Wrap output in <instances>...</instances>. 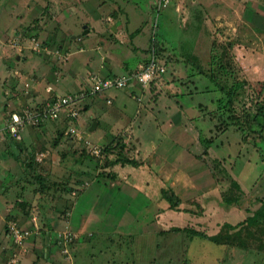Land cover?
I'll list each match as a JSON object with an SVG mask.
<instances>
[{"label": "rangeland", "instance_id": "1", "mask_svg": "<svg viewBox=\"0 0 264 264\" xmlns=\"http://www.w3.org/2000/svg\"><path fill=\"white\" fill-rule=\"evenodd\" d=\"M135 1L140 6L142 4L143 8V5L147 4V0ZM45 3L50 4L46 15L54 20L55 0H45ZM22 9L21 6L19 13L23 12ZM43 14L45 12L39 11L38 18ZM145 16L147 22L149 15H146V12ZM15 20V26L19 20L24 21L23 24L27 21L18 18ZM163 22V17H159L157 33L159 30V37L169 40ZM13 28L14 26H11L7 33L8 41L0 46V75L5 72L1 65L6 54L4 51L12 54L16 48L19 50L18 47L23 50L28 45L26 43L35 38L29 33L23 36L25 39L20 38L15 42ZM241 31L242 26L238 27V32ZM245 33L246 29L243 31L244 37ZM229 36L234 37V43L228 39L210 43L207 38H200L197 48L191 50L187 46L184 47L183 51H187L182 56V63L177 65V69H170L169 75H164L169 82L166 83L165 79L162 83L160 78H157L146 86L150 88L155 82L151 89H148L154 92L144 99L140 117L134 122L133 128L125 129L126 133L122 131V124L115 123L121 116L120 111L115 112L118 101L115 100L113 104L106 102V97L119 95L125 89L109 90L105 94L86 97L85 103L88 102L90 108L79 113V120L87 122L88 126L82 130L84 133L81 132L83 138L75 140L78 142L76 153L82 162L80 163L84 164H79L80 168L86 165L90 169L89 177L80 176L83 184L79 187L84 190L88 188L94 193L91 199L94 198L93 202H97L93 212L92 209L90 211L92 216H86L87 219L92 218L91 229L83 231V223L79 230L75 228L78 232L70 231L68 226H64L66 229L61 227V218L70 215H56L55 208L63 205V201L60 202L55 194H61L64 190L56 192L50 189L43 196L38 194L37 202L33 205L25 199L23 203L28 206L16 209L21 212L26 210L28 214H11V172L9 176L4 172L5 189L1 188L8 201H0V263L11 264V260L17 261L18 258L20 263H24L25 259L29 261L31 253H34L35 264H85L76 258L79 244L98 238L99 231L104 229L110 233L103 241L114 243L115 250L112 252L115 254V260L111 264H264V243L259 241L264 237H260V234L246 236L243 243L235 241L237 244L234 245L218 244L226 240L224 233L218 237L220 239L217 242L192 234L193 230L205 232L207 235L217 234L223 224L235 225L251 215L260 206L259 201H264V126L262 129L251 126L255 103L264 105V37L246 39L247 36L241 38L237 34ZM35 39L39 40L37 37ZM192 51L195 54L186 55ZM167 53L168 49L162 45L159 58L169 63L171 61ZM22 55L28 58V70L41 74L42 57L30 49H26ZM223 55H227L231 62L229 69L234 76L231 82L235 80L241 83L239 93L232 99L229 108L230 115L236 118L230 120L227 127L223 125L225 116L219 115L214 102L215 99L225 96L205 73H202L203 66H207L213 56L222 59ZM7 74L11 75L10 72ZM213 74L217 72L213 71ZM173 76L175 80L172 79ZM83 78L86 76L83 75ZM219 83H223L221 78ZM90 85L91 82L88 81L87 88ZM135 86L133 84L126 89ZM67 92L63 90L59 94L64 95ZM104 113L111 115L110 119L105 118L104 121ZM125 113L133 117L134 109ZM3 115L5 116V111L2 120ZM126 118L123 117V122H127ZM153 121L155 124H151ZM46 122L47 127L49 120ZM93 123L98 126L96 125L94 131H90L89 127ZM154 127L158 133H155L157 137L154 135L155 143L152 148L155 152L152 155L155 164L150 176L154 179L151 180L149 176L146 178L148 173L145 172L143 180L138 178L134 171L137 166L143 164L142 159L145 157H135L136 145L133 138L142 134L145 138L152 139L151 132H154ZM84 135H87L88 140ZM49 142L46 141V145ZM0 143L7 146L10 144L3 121H0ZM92 145L101 148V157L88 153L87 149ZM54 153L51 154L55 159L54 167L41 171L50 177V181H58L55 174L64 176L62 173L69 174L72 169V164L67 162L61 173L59 166H56L59 157L56 155V158ZM127 160L135 162L123 164V161ZM135 163L138 165L135 166ZM21 167L23 169L17 167V172L15 171L18 181L21 178L25 184H36L38 188V183H34L33 177L24 174L26 166ZM119 182L122 185L125 183L126 186L120 188ZM62 187L63 185H57V188ZM162 188L171 190L180 198L177 209L169 208L161 196ZM67 190L70 191L68 188ZM229 190L232 192H228ZM123 191L129 194H124ZM33 194V188L29 189L30 199ZM47 195L50 197H46ZM225 196H239V199L231 205H226L223 201ZM77 200L78 206H87V203L83 202L85 196H77ZM38 211L43 214L36 215ZM130 215H137V219L132 221ZM58 219L60 222L54 227L53 224ZM134 223L137 225H133ZM11 225L28 232L22 242L12 240L8 231ZM117 227L118 234L113 235L116 233L113 229ZM176 228L182 230L173 231ZM94 229L98 235H88L89 232L93 233ZM83 233L86 235L80 236ZM32 248L33 252L30 251ZM28 253L29 256H25Z\"/></svg>", "mask_w": 264, "mask_h": 264}, {"label": "crops", "instance_id": "2", "mask_svg": "<svg viewBox=\"0 0 264 264\" xmlns=\"http://www.w3.org/2000/svg\"><path fill=\"white\" fill-rule=\"evenodd\" d=\"M55 4L56 14L53 20L46 15L50 9L48 8L50 4L45 3V0H0V46L8 41L7 33L11 30V26H14V41L20 40V38L25 39L23 36L29 33L31 36L39 38L38 41L42 47L34 50V53L42 57L43 63L41 74L28 70V58L22 54L26 49L33 50L31 42H27L28 45L23 50L20 48L17 50L14 47L16 51L10 48L15 50V53L12 54L4 51L6 54L1 65L5 72L2 69L3 72L0 75V121L4 122L5 134L8 135L10 143L14 140L17 146L15 147L18 149L17 154H13V150L11 151L7 144L0 143V191L2 190L1 187L5 189L3 186L4 172H7V176L11 172V185L9 184V187L11 186V210L9 211L13 215H25L24 212L16 209V207H21L18 206V203L24 202L26 199L32 205L35 204L39 192L36 184H25L21 178L18 181L17 167L23 169L21 166H24L27 160L29 161L28 155L30 154L34 155L35 160L40 162L39 172L46 171V169L48 171L55 165V159L51 155L55 152V156L59 157L56 156V166H59L58 169L61 173L67 162L72 164L69 174L62 173L64 176L59 173L55 174L58 176V182H60L58 186L63 185L65 186L63 188H66L63 193L55 194L60 202L63 201V205L55 208L56 215H72V217L61 218L63 225L61 227L68 226L70 229H67L74 232L79 230L83 223V227H85L83 231H86L93 227L92 218L87 219L86 216L92 214L97 202H93L94 198L91 199V195L94 193H91L88 188L84 190L79 185L82 186L83 184L80 181V176L89 177L90 169L86 165L84 168H80L79 164L82 162L76 153L78 142L75 139L77 137L72 134L67 137L65 133L70 127H73L79 137L83 138L81 132L88 126V123L79 120V113L90 108V104L85 103L86 98L80 103L83 108L76 118L71 119L66 112H63L64 114L62 113L58 119L49 120L47 127L46 121L37 126H28L22 132L21 140L13 139L7 132V116L11 112L21 111L25 107H39L47 100L88 89V81L90 82L92 75L110 77L133 72L146 63L148 48L152 45L157 48V44H160L159 46L163 45L166 50L168 49L167 55L170 56L171 62L165 63V73L154 79L156 81L157 78H160L162 83L166 79L167 83L169 80L164 75L170 69H177V65L182 63V56L187 51H183V48L186 46L191 50L197 48L200 38H207L210 43L222 42L224 39L234 43V37L229 36L230 34H237L241 38L247 36L246 39H254L257 36L264 37V0H171L169 6L160 14V17L164 19L163 25L167 30L166 36L169 40L160 38L159 30L158 33L156 30L155 43L151 40V18L155 0H147V4L143 5L145 8L141 7L142 4L140 6L135 0H55ZM21 6L23 12L19 13ZM39 11L45 12V14L38 18ZM145 12L146 15H149L147 22L145 21L146 16L144 17ZM16 18L27 21L23 24L24 21L19 20L15 26ZM147 23L148 28H146ZM241 26L243 31L244 29L247 31L245 37L243 31L238 32V27ZM193 54H195L194 51L186 53L188 56ZM19 63L22 64L19 65ZM8 72L11 75H6ZM83 75L86 76L87 80L83 78ZM172 79L175 80L174 76ZM154 84L155 82L150 85V88L135 84V87L121 90L119 95L106 97L111 99L110 104H113L115 100L119 103L115 112L120 111L121 116L115 123L122 124L123 133L125 129L133 128L134 122L140 117L144 99L154 92L148 89H151ZM63 90L68 92L64 95L59 94ZM176 103L178 102L176 101ZM129 109H134L133 117H129L125 113ZM4 111L5 116H7L5 118L3 115L4 120H2ZM104 114H102V117L105 116L104 121L105 118L110 119L111 115ZM123 117H127V122H123ZM151 124H155V122L153 121ZM90 128L91 126L89 127L90 131L95 129L91 130ZM154 129L155 127L152 130ZM155 133L158 134L155 130L153 133L151 132L152 139H147L142 134L133 138L136 145L135 157H145L142 159V165L137 166L138 164L135 163L137 168L134 171L138 178L141 177L143 180L145 172L148 173L146 178L149 176L151 180L154 179L150 174H152L155 164L152 156L155 154L152 151L155 143L154 135L157 137ZM84 136L86 139L88 138L87 135ZM70 138L73 139L70 140ZM99 138L101 139L102 136ZM51 140L53 141L52 144ZM46 141L51 142L46 145ZM13 179L15 180L13 181ZM142 185L144 187V184ZM125 186V183L122 185L119 182L120 188ZM71 187L73 188L71 189ZM31 188H33L34 193L32 199L29 195ZM67 188L71 190L68 191ZM78 188H82L80 190L83 192ZM75 191L80 193L76 194ZM123 193L129 194L127 191H123ZM77 196H85L83 202L87 203V206H78ZM46 197H50V195ZM0 201L1 203L8 201L3 190L0 192ZM77 208H79V212H77ZM158 208L157 204L156 209ZM91 209L92 212H90ZM142 211L143 208H141ZM42 214L41 211L36 213V215ZM130 216L132 221L137 219V215ZM121 219L123 218L121 217ZM57 222H60V219L53 224L54 227H57ZM133 225L137 224L134 223ZM94 226L98 228L96 223ZM65 227L64 229H66ZM118 229V227L113 229V232L116 233L111 234H118ZM108 233L110 232L102 229L99 231L98 238H93L89 242H81L76 255L78 261L85 264L92 262L111 264L114 262L115 254L112 252L115 250L113 248L114 243L103 241L105 237H108ZM85 235L83 233L80 236ZM88 235L94 237L98 235V232L94 229L93 233L89 232ZM30 251L33 252V248ZM25 256H29V253ZM33 256L34 253H31L29 261L25 259L24 263H20L18 258L11 264H35V262L33 263ZM108 259L110 261L107 262Z\"/></svg>", "mask_w": 264, "mask_h": 264}, {"label": "built area", "instance_id": "3", "mask_svg": "<svg viewBox=\"0 0 264 264\" xmlns=\"http://www.w3.org/2000/svg\"><path fill=\"white\" fill-rule=\"evenodd\" d=\"M170 2L171 0H155L153 7V17L151 21V40L154 43L161 11H163L170 4ZM31 41V43H33V50H38L40 47H42L40 42L36 41L35 38H32ZM155 48L156 46L154 45L149 48L148 61L133 72L110 77L92 75L90 77L91 85L88 89L80 90L78 93L50 99L39 107H25L21 111L11 112L7 116L6 122V129L8 133L13 139L21 140L22 132L28 126H37L47 120L58 119L63 112H66L67 116L71 119L76 118L82 108L80 103L87 96L105 94V92L109 90L126 89L133 84H138L142 87L148 86L154 81L156 77L163 75L166 71L164 61H162L159 56L156 55ZM106 102L110 104L111 99L106 98ZM65 133L67 135L72 134L79 140L81 139L73 127H70ZM87 151L91 156H102V151L99 146H89ZM8 231L12 240L17 243L22 242V239H24L28 233L22 231L16 225H11L10 230L8 229ZM14 260L15 259L11 260V262H14Z\"/></svg>", "mask_w": 264, "mask_h": 264}, {"label": "trees", "instance_id": "4", "mask_svg": "<svg viewBox=\"0 0 264 264\" xmlns=\"http://www.w3.org/2000/svg\"><path fill=\"white\" fill-rule=\"evenodd\" d=\"M157 44V43H156ZM160 44H157L156 55L160 53ZM159 46V47H158ZM149 50V48H148ZM222 59L213 56V59L210 60L207 66H203L202 73H205V76L219 89V91L225 96L223 98L215 99L214 102L216 103V110L219 115H224L223 118V125L227 127L230 124V120L235 119L232 114L229 113L230 105H232V99L239 93V89L241 88V83L238 81L232 80L233 73L230 71L229 67L231 66L230 59H228L227 55L221 56ZM149 59V55H148ZM147 59V61H148ZM146 61V62H147ZM166 61H164V64ZM166 65V64H165ZM206 67V69H204ZM213 71H216L217 74H213ZM116 76V75H115ZM234 77V76H233ZM220 78L223 80V83L220 84ZM231 82V83H230ZM230 83V85H228ZM242 92V91H241ZM261 93V92H260ZM259 93V94H260ZM255 112L252 115L251 119V126L255 125L258 126L260 129L264 126V105L262 103H255ZM222 130V129H221ZM68 137L70 135L68 134ZM12 143L16 146L14 140ZM9 149L10 144H8ZM17 147V146H16ZM18 149V148H17ZM13 154H15L13 152ZM30 155V154H29ZM28 155V159L24 167V174H30L33 177L34 182L38 183L37 191L40 195H45V193L49 192L50 189H53L56 192L61 190L66 191V188H57V185L60 184L58 181H50V177L47 174L39 172V165L40 162L35 160L34 155ZM122 162V160L120 161ZM135 161H123V164H133ZM50 174V173H49ZM51 182V183H49ZM71 190V189H70ZM228 192H232L229 190ZM162 198L168 203L170 209H177L178 205L180 204V198L176 196L171 190L168 189H161L160 190ZM239 196L223 197V201L226 205H231L232 203L237 202ZM260 206L255 209L251 215L245 217L242 221L236 223L235 225L229 226L228 224H223L222 227L218 230L217 234L207 235L205 232L193 230L192 234L200 237H204L211 241L217 242L220 238H218L221 234L226 237V240L223 242H218V244H227V245H234L238 243H243V240L246 236H254L256 234H260V237H264V201H259ZM18 206L26 207L23 202L18 203ZM24 213L27 215L28 212L25 210ZM182 229L176 228L173 231H181ZM236 239V240H234ZM260 242L264 243V239H259Z\"/></svg>", "mask_w": 264, "mask_h": 264}, {"label": "water", "instance_id": "5", "mask_svg": "<svg viewBox=\"0 0 264 264\" xmlns=\"http://www.w3.org/2000/svg\"><path fill=\"white\" fill-rule=\"evenodd\" d=\"M95 126H96V123H93L90 129L92 130L93 128H95ZM10 145L12 147L13 152L15 154H17V149H16L15 145L12 142L10 143Z\"/></svg>", "mask_w": 264, "mask_h": 264}, {"label": "bare ground", "instance_id": "6", "mask_svg": "<svg viewBox=\"0 0 264 264\" xmlns=\"http://www.w3.org/2000/svg\"><path fill=\"white\" fill-rule=\"evenodd\" d=\"M48 101V100H47ZM64 114V113H63ZM97 125V124H96Z\"/></svg>", "mask_w": 264, "mask_h": 264}]
</instances>
